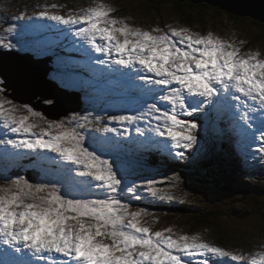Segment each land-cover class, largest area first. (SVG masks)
Here are the masks:
<instances>
[{"label": "snow or ice", "instance_id": "snow-or-ice-1", "mask_svg": "<svg viewBox=\"0 0 264 264\" xmlns=\"http://www.w3.org/2000/svg\"><path fill=\"white\" fill-rule=\"evenodd\" d=\"M114 11L98 3L61 15L60 6L53 4L33 17L67 26L68 32L78 26L73 34L81 39L80 47L86 44L105 57H92L95 65L132 70L133 85L144 98L133 114L73 115L68 121H50L31 106L7 99L0 80V125L22 137L0 139V145L5 152L11 146L16 158L27 156L34 163L54 166L51 180L36 183L18 176L0 186V245L18 254L13 264H191L186 258L196 257L199 264L228 257L243 264L249 258L205 242L199 235L145 226L147 211H132L123 200L126 193L141 199L142 187L126 183L115 159L104 158L85 141L87 130L94 128L116 134L93 137L99 147L119 145L135 125L145 145L159 143L154 137H165L171 142L166 145L169 151L191 149L198 143L195 114L218 104L236 109L233 116H238L245 131L251 129L254 117L264 125V58L259 52L242 53L235 41L212 33L202 35L171 25L169 31H143L113 18ZM15 31L14 26L7 29L10 34ZM5 39L0 36V46L16 47ZM104 119L125 125L124 133L103 124ZM259 132V151L264 153V127ZM174 155L183 157L184 152ZM156 183L148 180L143 188L151 197L174 199L169 189ZM249 264H264V253L251 257Z\"/></svg>", "mask_w": 264, "mask_h": 264}, {"label": "rangeland", "instance_id": "rangeland-1", "mask_svg": "<svg viewBox=\"0 0 264 264\" xmlns=\"http://www.w3.org/2000/svg\"><path fill=\"white\" fill-rule=\"evenodd\" d=\"M202 2L208 3L206 1L200 3ZM98 3L114 8L115 11L111 13L113 18L124 19L131 27L143 31L151 32L155 28L169 31L168 26L171 25L172 27L188 28L202 35L212 33L221 39L235 41L236 46L240 48L242 53L259 52L261 58H264V25L258 23V20H253V16L249 14L236 15L230 10L220 8V5L217 8L203 6L201 12L198 8L194 9L193 6H185L184 14L182 10H178L177 3L174 0H167L163 3L160 0H0V36L6 38L5 42L11 41L16 45L12 49L0 46V70L2 64L5 62L4 65L9 64L5 56L6 52H16L19 55L26 56L34 63L46 61L49 66L50 77L57 81L61 87L67 89L73 97L72 101L68 103L67 113L60 116H50L45 110L37 108L29 102L25 103L16 99L12 95L14 91L12 89L8 90L4 85L7 80L0 71V80L3 81L2 87L6 91L8 90L3 94L7 99L18 105L31 106L35 112L40 113L43 118L50 121H68L73 115L90 114V118L95 116L106 118L109 115L133 114L144 98L133 85L132 70L123 66H115L119 70H109L107 66L95 65L92 57H105L103 54L95 53L86 44L83 48L80 47L81 39L73 34L78 26L74 27L72 32H68L67 26L56 25L54 21L33 17L34 12L43 10L45 7L50 9L53 4L60 6L59 14L66 15L69 11L95 7ZM52 11L56 10L52 9ZM190 13H194V22L191 25L187 20ZM49 25L52 27H48ZM11 26H14L16 31L10 34L7 29ZM36 48L38 49L36 50ZM85 48L88 49L87 52L84 50ZM113 59H115V56H113ZM69 60L73 62L71 65L68 64ZM69 68H71V71H69ZM44 101V104H50L53 99ZM232 103L235 104L236 102L233 101ZM205 108L206 111L196 115V122L199 125L196 132L198 143L193 148L187 149L191 151V154L193 153L192 156L194 157L189 158L186 150L176 149V151H185L191 165L187 170L188 172L185 173L180 188H174L171 194L174 196V200L195 204L201 209L204 208L205 211H215L216 209L218 213H224L222 219L217 223L219 224L218 227L213 220H209L208 225L205 226H193L190 222L192 217L188 214H174L170 213L171 210L166 209V212L162 209L156 211L155 208L150 211L148 205L142 203L141 199L146 200L151 205L164 201L151 197L150 193L143 188L148 180H155L156 182L159 180L161 184L166 186L165 189L175 187L179 180H175V175V177H168L158 169L148 167L145 162L139 160L140 158L137 155L132 154V152H135V150H132L133 145L145 150H148L146 146L153 145L141 143L144 137L135 132V125L130 126L133 131L130 135L124 134L123 141L119 145L106 144L103 147H99L97 143H94L92 138L95 136L98 139L104 136L115 137L116 134H105L96 131L94 128H89L86 133L85 144L98 150V154H101L104 158L115 159L117 166L123 169L121 175H124L126 183H134L142 187L141 199L136 200L132 198L131 194L126 193L123 200L131 205L132 211L138 209L147 211L142 220L145 226H150L153 231L172 228L173 232L177 234L199 235L205 242L222 247L234 255H241L250 259L259 253H264V209H262L264 208V190L260 191V188L256 185L258 183L264 188V159L261 158L264 153L259 152L260 144L258 145L259 148L257 146L255 148V135L253 136L254 130L259 132V129L264 125L261 124L260 119L254 117L251 129L242 131L236 128V123L239 121L238 116L231 114L229 116L235 124V130L232 129L231 135L238 137L236 151L243 150L241 156H244L241 170L239 168V170L232 171L233 174L237 171L240 172L236 176L235 185L237 188L235 189L225 184L223 180L225 176L227 182L233 178V174H231L229 168L224 170L221 166L223 160L221 155L224 154L226 159L228 155L219 149L221 136L215 129L216 126L212 127L221 117L217 114V118L214 111L216 109L223 111L227 107L207 105ZM233 110L236 111V109ZM59 112L62 113L63 111L59 106H56L54 114ZM22 114L27 115V112L24 111ZM255 116H259V113L257 112ZM153 123L155 122L153 121ZM103 124L109 127H118L121 133H124L125 127L119 126L116 122L104 119ZM140 124L143 127L145 121H141ZM3 128L5 127L0 125V130ZM37 131L39 130L37 129ZM80 131L84 130L81 129ZM10 138L20 139L22 137L11 133L6 128L5 135H0V139ZM154 139L160 143H171L165 137H154ZM248 143L252 144V147L247 146ZM12 151L11 146L5 152L3 145H0V186L18 176H25L31 182L36 183L53 178L54 166L32 162L29 166L32 168H29L26 166L27 163L24 164V160L27 161L31 158L27 156L16 158L11 154ZM175 152L173 150L169 151L172 155ZM48 155L55 156L56 154L48 153ZM230 155L232 158L240 157L239 154ZM137 158L138 160H135ZM204 163H212L216 168L215 171L220 174L217 176L219 188H216V190L211 186L202 185L203 178H199V176L203 173ZM45 171L49 173L47 177L44 175ZM151 173L154 174V177L150 179ZM169 180L172 182H168ZM159 188L161 187L159 186ZM166 203H169V201H166ZM251 207L253 208L252 212L249 211ZM229 211L233 212L234 215L230 214L228 216ZM236 241L241 249L233 246ZM0 252L6 257L4 249ZM3 255L0 254V264L8 263L7 259L2 261L4 259ZM186 259H189L191 264H199L200 258ZM249 259L243 261V264H249ZM11 260L14 262L17 259L11 257ZM212 260L213 263L210 261V264H222L219 262L241 264L239 261L231 262V257Z\"/></svg>", "mask_w": 264, "mask_h": 264}, {"label": "water", "instance_id": "water-1", "mask_svg": "<svg viewBox=\"0 0 264 264\" xmlns=\"http://www.w3.org/2000/svg\"><path fill=\"white\" fill-rule=\"evenodd\" d=\"M189 1L199 3L206 1L216 7L220 5L222 9L230 10L238 15L249 14L264 23V0ZM5 56L9 64L4 65L6 62L2 64L0 71L7 80L4 85L8 90L12 89L14 91L12 95L16 99L25 103L29 102L33 106L45 110L53 117L68 112V103L72 101L73 97L67 89L61 87L57 81L50 77V70L46 61L34 63L26 56L19 55L16 52H6ZM49 99H53V101L50 104H44V100ZM56 106H59L63 112L54 114Z\"/></svg>", "mask_w": 264, "mask_h": 264}, {"label": "trees", "instance_id": "trees-1", "mask_svg": "<svg viewBox=\"0 0 264 264\" xmlns=\"http://www.w3.org/2000/svg\"><path fill=\"white\" fill-rule=\"evenodd\" d=\"M160 1L163 3L167 0H160ZM174 1L177 3L178 10L179 9L182 10V12L184 14H185V8H184L185 6H193L194 9L198 8L200 10V12H201V10H202L201 8H203V6H205V7L209 6L210 8H217L216 6H212L208 3H203V2L202 3H193L192 1H189V0H187V1L174 0ZM187 20L190 22V25H191V23L194 22V13H190V15H188V17H187ZM253 20H255V19H253ZM200 21L202 22L203 19ZM255 21H257V20H255ZM258 23H260L261 25H264V23H262L260 21H258ZM218 125L220 126V124H218V122H217L216 124L214 123L212 125V127L216 126L215 129L219 132V134L221 136L219 149L222 150L223 153L226 152L228 155L227 159L225 158L226 156L224 154L221 155L223 157V160L221 162V166L223 167L224 170L226 168H229L231 171V174H233L232 171L239 170L237 168L242 162V157H241V154L236 151L235 143H231V140H230L228 134H226V133L224 134V132H222L223 130L220 129L221 126L218 127ZM222 134H223V136H222ZM135 152L139 155V157L141 156V159H140L141 162H145L147 166L159 168L162 172L165 173L164 174L165 176H168V177L179 176L180 178H182V179H179L177 184H175V187H171L169 189L171 191V193L173 192L172 190L174 188H180V185H182V183H183V178H185V173L188 172L185 165H182V164L180 165L178 163H176V164L168 163L167 157H163V156L156 157L151 152H146V151H145V153H141V149H135ZM151 154H152V156H151ZM230 154H234V155L239 154L240 157L239 158H236V157L232 158ZM230 158H232V159H230ZM235 164H236V166H235ZM190 165H191V163H190ZM215 169L216 168L213 166L212 163L211 164L204 163L203 173L201 174V176H199V178H203L202 185L211 186V188H214L216 190V188H219L218 183H217V176L220 174H218L215 171ZM238 173H240V172L237 171L235 174H233V178L228 180L227 182H226V177L224 176L223 180H224L225 184L236 189L237 187L235 184H236V176ZM151 177H149V178H151ZM168 182H172V181L169 180ZM256 185L258 186V188H260L259 189L260 191L264 190L262 185L260 186L258 183H256ZM159 186L162 189H165L164 187H166L164 184H161V182L158 180L156 187L159 188ZM253 191H255V190H253ZM141 201H142V203L148 205L150 211L152 210V208L153 209L155 208L156 211L158 209H162L165 212H166V210H171L172 212H170V213H174V214H179V213L188 214L192 217L190 219V222H192L191 224H193V226H196V225L205 226V225H208L209 220H213L218 227L219 224H217V223L219 222L220 219H222V216H224V213H218L216 211V209H215L216 212L213 210L205 211L204 208L201 209L200 207L196 206L195 204L188 203V202L181 201V200H179V201L174 200V199L164 200L163 202H161L159 204H154V205H151L149 202H147L146 200H143V199H141ZM166 201H169V203H166ZM258 210H260V209H258ZM249 211L252 212L253 208L251 207L249 209ZM198 212H200V213H198ZM230 214L234 215L233 212L229 211L227 213V215L229 216ZM251 214H253V213H251ZM222 241L227 242L225 240H222ZM233 246L235 248L241 249L239 247V244L237 241L233 243Z\"/></svg>", "mask_w": 264, "mask_h": 264}, {"label": "bare ground", "instance_id": "bare-ground-1", "mask_svg": "<svg viewBox=\"0 0 264 264\" xmlns=\"http://www.w3.org/2000/svg\"><path fill=\"white\" fill-rule=\"evenodd\" d=\"M181 1V0H180ZM193 3H199V2H193ZM253 19H255V20H258L257 18H254L253 17ZM36 28H39V27H36ZM38 47V46H37ZM38 48H36V50H37ZM30 50V49H29ZM52 61H53V59H52ZM50 63V62H49ZM85 67V66H84ZM83 68V67H82ZM100 70V69H99ZM97 78V77H96ZM90 88V87H89ZM95 116V115H94ZM229 116V115H228ZM224 119V117L223 116H221L220 117V121H222ZM227 120H230L228 117H226L225 118V121L224 122H226V125H228V121ZM233 122V121H232ZM237 124V123H236ZM235 124H233V126H231V129H233V130H235V126H234ZM237 128V127H236ZM5 133H6V128H3V129H1L0 130V135H5ZM134 135V134H133ZM222 136H223V134H222ZM96 137V136H95ZM229 142V141H228ZM259 145V144H258ZM261 145V144H260ZM257 148H259V147H257ZM251 149V148H250ZM145 151L146 152H151L149 149L148 150H145V149H141V153H145ZM258 151V150H257ZM6 158V157H5ZM30 158V157H29ZM26 159V158H25ZM32 159V158H31ZM23 161V160H22ZM25 161V160H24ZM33 162V161H32ZM25 164V163H24ZM26 166H27V164H26ZM2 248H5V249H7V252H8V255L6 256V258H7V262L8 263H6V264H9V263H13L12 262V260H11V257H15V259H18V254H16V255H14L13 253H12V250L11 249H9V248H7V246L6 245H0V250H2ZM0 254L1 255H3L1 252H0ZM12 255V256H11ZM3 258H4V255H3Z\"/></svg>", "mask_w": 264, "mask_h": 264}, {"label": "clouds", "instance_id": "clouds-1", "mask_svg": "<svg viewBox=\"0 0 264 264\" xmlns=\"http://www.w3.org/2000/svg\"><path fill=\"white\" fill-rule=\"evenodd\" d=\"M234 14H236V13H234ZM236 15H238V14H236ZM259 21V20H258ZM219 105H222V106H225V105H223V104H218L217 106H219ZM206 111V110H205ZM222 112L223 111H220V109H216L215 111H214V114H215V116L218 118V116H217V114H219V115H221L222 116ZM226 117H228L227 115L224 117V119L222 120V121H220L219 120V118H218V124H220V125H222V123L224 124V126H223V128L224 129H222L223 131L222 132H224V134L226 133V134H228V136H229V138H232V135H231V132H232V129H231V126H232V124H233V122L231 121V120H227L228 121V125H226V122H224L225 121V118ZM229 118V117H228ZM230 119V118H229ZM220 122V123H219ZM231 122V123H230ZM218 127H220L219 125H218ZM222 127H220V129H221ZM223 138V137H222ZM138 157H139V155H138ZM140 159H141V156L139 157ZM139 159V160H140ZM135 160H138V158L137 159H135Z\"/></svg>", "mask_w": 264, "mask_h": 264}]
</instances>
